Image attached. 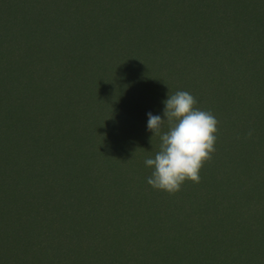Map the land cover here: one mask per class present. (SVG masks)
I'll return each instance as SVG.
<instances>
[{
    "label": "trees",
    "instance_id": "1",
    "mask_svg": "<svg viewBox=\"0 0 264 264\" xmlns=\"http://www.w3.org/2000/svg\"><path fill=\"white\" fill-rule=\"evenodd\" d=\"M132 1L138 8L131 24L136 22L138 35L122 43L123 66L117 64L121 69L110 74L104 87L121 92L127 81L114 82L126 76L130 95L124 90L120 99L134 100V112L113 109L108 112V126L96 130L85 125L80 109L69 113L67 128L56 130L49 123L52 114L36 112L25 102L31 90L34 93L30 82L22 88L15 85L17 102L10 105L35 112H0V264H264V123L263 141L241 136L239 145L235 136L229 142L222 127L228 126L226 109L247 112L251 105L254 111H264V0H232L233 8L228 0H162L170 5L166 13L159 8L163 3L158 4L159 0ZM0 6H9V2L0 0ZM51 10L50 15L55 13ZM117 13L112 6L99 22L113 24ZM233 15L235 28L243 27L239 31L248 30V34L233 33L226 21ZM6 17L5 25L10 26L0 25L1 61L6 60L8 42L17 35L15 29L18 35L28 36L16 27L18 16L8 21ZM170 19L178 22L173 29L180 27L181 32L172 33L170 22L174 20ZM210 20L218 31L215 34L207 29ZM189 25L197 29L192 31ZM95 29L102 30L100 26ZM126 30L131 29L124 24L117 35L121 37ZM57 32L64 38L70 28ZM164 37L167 43L159 48L158 39ZM97 39L92 38L87 46H94ZM113 43L112 36L104 41V51H112ZM177 43L183 47L177 49ZM218 46H227L224 52L230 55L221 57L223 48ZM212 52L219 62L208 66L202 84L221 87L208 97L212 112H223L216 117L222 123L217 125L216 151L200 170L199 183L187 180L175 194L155 189L147 183L153 169L145 165V159L154 158L160 144L141 141L160 140L143 126L147 113L156 110L155 93L162 101L158 112H163L164 101L173 92L158 84L161 78L171 84L176 79L172 70L182 71L197 55L204 59ZM160 60L171 64L166 65L170 71L163 72V64L156 63ZM43 65L40 60L28 62V67L39 71ZM57 67L55 73H60L63 65ZM7 75H2L0 102ZM255 93L262 103L252 98ZM28 115L43 127L31 132L14 121ZM6 123L15 124L12 128L5 127ZM167 130L165 122L161 133ZM258 133L255 130L254 135ZM123 142L126 145L120 146ZM127 210L133 212L124 218ZM166 218L169 231L176 220L191 223L184 241L179 235L171 238L163 229ZM132 232L141 237L136 248L128 251L123 241ZM142 235L149 241L144 243ZM153 243L157 245L151 254L146 253ZM110 244L116 246L113 252L107 251ZM174 250L180 255L173 257Z\"/></svg>",
    "mask_w": 264,
    "mask_h": 264
},
{
    "label": "rangeland",
    "instance_id": "2",
    "mask_svg": "<svg viewBox=\"0 0 264 264\" xmlns=\"http://www.w3.org/2000/svg\"><path fill=\"white\" fill-rule=\"evenodd\" d=\"M7 1L9 2V6H0V10L2 9L1 16H3V18L0 19V25L2 27L10 26L5 25L4 17L6 15L7 17L5 19H7V21L18 16L19 19L16 20L18 26L16 27L20 32L28 36L24 37L18 35V32L15 29L14 31L17 35L12 37L8 42L7 52H5L6 60L1 61L0 59V71L4 69L5 72V74L2 75L4 76L8 74L7 76H9V83L7 82L9 85L2 84L4 92L0 102V112H48V114H52L51 118H49L50 122L49 119L48 122L50 125L52 123V128L56 130L67 128L69 126V113L80 112V109H82L84 114L85 125L88 126V128L93 125L95 129L108 126L106 123L108 119V112H112L113 109L115 112H134V100L127 103V100L120 99L124 90H126L130 95V86H128L126 76L122 75L121 78H117L114 82L116 85H119L127 81L126 85H124L123 91L117 92L111 88L106 90L104 87V84H109L107 80L110 77V74L121 69L117 64L119 63L121 67L123 66L122 63L124 62L122 61L124 60L122 58V43L124 42L125 44H128L136 35H138L136 22L133 21L131 24L132 19L136 16L138 8L132 0H101L102 3H97L96 0ZM231 1L232 0H228L227 3L230 8H233L230 3ZM162 2V0H159L158 4H161ZM236 4H238V2L235 1L234 5ZM112 6L114 7L115 14L118 12L115 16L116 22L113 24L110 22L109 24L107 22H99L105 17L106 10L108 12ZM161 7L159 8L164 10V12L165 10L170 9L168 1H164ZM48 8L52 9L51 11L55 13L50 15ZM235 20L234 15L232 17H228L226 20L227 23L234 28L232 29L234 34L238 33L239 29L243 28H235ZM120 24H122V28L125 24V28L131 29L132 31H123V35L119 37L117 33L121 29ZM176 24H178L176 20L170 22L172 33L182 31V28L180 27L173 29ZM97 26H100L102 30L97 32L95 29ZM58 28H70L69 35L64 38L58 36ZM189 28L192 31L197 29V27L193 25H189ZM244 28L246 30V26ZM207 29L209 33L215 34L218 32L213 26V20L209 21ZM39 34L43 35L40 36ZM240 34L241 36L248 34V30L247 32H240ZM111 36L113 37L114 47L112 51L106 52L104 51L105 48L102 44L104 41L106 42L110 40ZM19 37L20 39L18 40ZM94 37L98 38L97 43L94 46H87ZM158 40L159 48H163L167 43L166 37ZM213 40L215 41V37ZM221 44L223 43L221 42ZM176 47L177 49H181L183 46L177 43ZM218 48H223L220 52L221 57L230 55L229 52H224L228 50L227 46H218ZM213 54L216 53L212 52L208 54L209 57H205L204 59L200 58L204 56L197 55V58L193 62H188L186 66H183L184 69L182 71L181 69L172 70L176 74L175 77L177 80L173 78L172 83L170 84L161 78L158 84L159 87H169V90L173 88V92H171L170 95L179 90L188 91L196 97V107L212 112V108H210L211 102L208 97L214 94V90L216 88L220 89L221 87L218 84L206 85V82L204 84H202V82L208 74V66H212L219 62V58L215 59ZM121 58L122 60L119 61ZM158 58L159 56H156L155 60ZM30 60L42 61L44 64L42 69L39 71L28 67V62ZM64 61L65 63H63ZM224 61L225 60L223 59V62ZM156 63L163 64L161 66L164 68L163 72L170 71L169 67H172L171 64L168 65L161 60ZM60 64L63 65V70H61L60 73H55V68L60 66ZM102 65H104V69L100 70ZM125 65L126 63L124 66ZM138 65L139 64H137V66ZM166 65L169 67H166ZM158 69L159 68H156V70ZM27 73H32V76H28ZM50 73L54 74L51 75ZM2 75L0 76V84ZM88 75H91L92 77ZM10 76L13 78L11 82ZM181 76L183 78L180 79ZM134 78L135 77H133L132 82H134ZM150 80L155 81V79ZM25 82L32 83L31 85L33 86L34 93H32L31 90V98H29L28 101L23 100L27 102V104H31L35 111L24 108L22 110H17L10 105L12 102H17L15 98V85L20 84L19 87L22 88ZM136 83L138 85L139 80H136L135 84ZM232 84L235 85L234 81H232ZM178 85L180 86L178 87ZM82 89L85 90L84 94L80 93ZM257 95L258 93L253 94L252 98H254L257 103H262L257 99ZM164 97L166 96L164 95ZM153 102L156 103V110L153 115L163 114V112H158L162 108V101L159 93H155ZM130 103L132 104L130 105ZM60 108L62 109L59 110ZM259 110H252L251 105L247 112H244L243 110L241 112H236L235 110L228 111V109L224 110L227 114L226 121H228V126L222 127L226 130V135L229 136V142H234L235 138L233 136H235L236 144L239 145V137L242 136V138L244 137L247 139V133L249 130H252L253 133L251 138H249L252 142H257L262 139L260 136L263 135L262 125L264 123V111L259 112ZM212 113L215 117H217L221 116L223 112ZM241 116L244 118L239 121ZM11 121L13 122V120ZM14 121L19 122L23 129H28L31 132L32 129L36 131L37 128L43 127L42 122L40 123L38 121L37 123L36 121H33L29 115L19 120L14 119ZM1 123L2 121H0V124ZM14 124L15 123H6L4 126H10L13 128ZM85 125L83 124L84 127ZM218 125H222V123L219 122ZM143 126H147V121ZM161 129H164V125ZM255 130L259 132L257 135H254ZM128 133L129 132H126L127 135ZM151 137H155V135H151ZM135 140L140 142V139ZM4 141L7 143L9 140L7 139ZM159 141L161 142V140ZM159 141L149 140L147 142H141L145 145L153 142L158 145L160 144ZM124 145H126L125 142L120 144V146ZM221 160L222 159H220V162ZM118 212L122 214L120 211ZM132 212L133 211L128 210L125 211V214L128 215L126 217L124 216V218H127ZM109 219L113 220L111 217ZM177 221L178 220L175 221L172 229L169 231L166 227V224L169 222V218H166V220L163 221V229H167L166 232L171 236V238L179 235L181 236L182 241H184L183 236L186 231L189 230L191 223H183V220H180L179 222ZM132 233H129L125 238L123 237V243L127 245L126 250L128 251L136 248L135 244L141 237L140 235L135 236L134 232ZM145 236L142 235L141 238L144 243L149 241L146 240ZM155 245L157 244L153 243L152 245H149L146 253L150 252L151 254V250ZM107 247L108 252H113L114 248H116L114 244H110ZM173 252H175L173 257L177 256V254L180 255L181 253L180 251L175 250ZM153 255L154 254L151 256ZM118 257H120L119 253L117 254V258Z\"/></svg>",
    "mask_w": 264,
    "mask_h": 264
},
{
    "label": "clouds",
    "instance_id": "3",
    "mask_svg": "<svg viewBox=\"0 0 264 264\" xmlns=\"http://www.w3.org/2000/svg\"><path fill=\"white\" fill-rule=\"evenodd\" d=\"M164 104V118L147 113L148 130L161 140L154 158L145 159V165L153 169L147 183L175 194L187 180L200 182V170L216 151L219 121L211 111L196 107L197 99L188 91L169 94ZM165 122L168 130L161 133ZM252 134L249 130L247 137Z\"/></svg>",
    "mask_w": 264,
    "mask_h": 264
}]
</instances>
